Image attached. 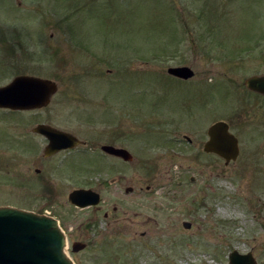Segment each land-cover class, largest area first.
Segmentation results:
<instances>
[{
    "label": "rangeland",
    "instance_id": "1",
    "mask_svg": "<svg viewBox=\"0 0 264 264\" xmlns=\"http://www.w3.org/2000/svg\"><path fill=\"white\" fill-rule=\"evenodd\" d=\"M259 51L264 0H0V87L19 76L58 85L43 109L0 110V207L62 219L70 239L86 244L74 253L68 242L76 264H229L235 251L264 264V127L255 131L248 114L233 121L241 98L231 85L258 69ZM240 55L242 68L224 60ZM182 66L192 80L167 74ZM115 96L140 105L119 113L120 146L135 159L120 163V181L103 187L113 162L100 161L103 172L92 174L84 149L78 171L40 161L47 143L33 132L39 124L109 141ZM219 121L240 140V159L228 166L197 157ZM80 188L101 194L99 208L71 204Z\"/></svg>",
    "mask_w": 264,
    "mask_h": 264
},
{
    "label": "water",
    "instance_id": "2",
    "mask_svg": "<svg viewBox=\"0 0 264 264\" xmlns=\"http://www.w3.org/2000/svg\"><path fill=\"white\" fill-rule=\"evenodd\" d=\"M168 75L188 81L195 77V72L187 66L170 67ZM246 85L258 89L264 94V78H252ZM58 92L56 82L31 76L16 77L11 83L0 87V109L12 111H29L47 107L52 97ZM35 133L49 140L45 156L50 157L58 152L73 149L81 143L71 134L49 125H38ZM209 140L204 151L215 153L225 160L226 165L235 162L240 155L238 139L229 131L225 122H217L208 132ZM102 150L129 162L132 155L124 149L104 146ZM113 182V181H112ZM128 189L127 192H130ZM72 204L86 207L98 205L100 195L92 191L76 190L69 195ZM186 229L190 223H184ZM66 238L58 222L46 216L10 208H0V264H74L66 255ZM86 245H73L77 253ZM230 264H256L252 256L234 252L230 255Z\"/></svg>",
    "mask_w": 264,
    "mask_h": 264
},
{
    "label": "flooded vegetation",
    "instance_id": "3",
    "mask_svg": "<svg viewBox=\"0 0 264 264\" xmlns=\"http://www.w3.org/2000/svg\"><path fill=\"white\" fill-rule=\"evenodd\" d=\"M258 49L260 50V47H258ZM239 50H240V52L247 53V54H254L255 53V51H254L255 48H253V47H241V48H239ZM248 56H251V55H248ZM242 59H243V57L241 55L238 58H236V56H232V57L231 56H225L224 57L225 61L231 60L233 65L235 67H239V68H242V66L244 64L243 61H241ZM255 59L257 60V66H258V69L255 72H251L248 75H245V76H242V77H240V76L236 77L231 82V85H235L234 89L236 88V86H239L238 88H241L240 90L238 88L235 89L237 92H239L238 94H240L239 98H241L240 99L241 103L239 102V104H238V117H236L235 120H233V121H237V120L240 121V120H242V118L247 117L246 114H248V115L251 116V117H249L250 120H247L245 122H247L248 124L254 126V128H256L255 131L260 133V127H262V126L264 127V112H263L264 111V94L262 92H260V86L256 90V89H252V88L248 87L246 85V83L251 78H259L260 79V78L264 77V71H260V62H261L262 65H264V51L262 53H260V51H259L258 56ZM209 92H210L209 105L212 102L214 103V105H216V102H215V92H216V90H215V88L212 87V85H210ZM131 98L132 97L130 96V98L128 100H130ZM200 98L201 97H198L197 100H200ZM114 106H115V113H114V116H113V118H114L113 124L115 126H113V127H115V129L112 131V134H109V137H108L109 141H105L106 139L104 137L102 138L101 135H96V136L95 135L77 136V135H75L73 133L67 132V133L73 135L81 144L79 146L73 148V149H68V150H65V151H61V152H59L57 154H54L53 156L46 157L45 156V151H46V147L49 144V140L45 136H43L41 134L34 133L35 135H37V136L41 137L42 139H44L45 142L47 143V145L45 146V148L43 150V158H41L40 161H57V160L58 161H66V165L69 166V164L71 163L72 167L71 166H69V167L73 168L74 171L75 170L78 171L79 161H81L80 159H78V156L79 155L81 156V153H82L81 149H84V150H82V151H84L83 152V156H86V161H89V164L91 165V168H92L90 170V172L92 174H94L97 171L103 172V167L104 166H103V164H101L100 161L105 162V161H103L105 159V160H108L109 162H113L112 163V167H113L112 174H113V176L110 179H107V180L105 179V180L101 181L103 187L106 186V185L107 186H112L113 184H115L118 181H120V172H119L120 163L122 162V163H125V164H132L135 161V159H134V161L127 162V161L123 160L120 157L113 156V155L105 153L102 150V148L104 146L108 145V146L115 147L117 149H126V148L120 146L122 137L120 136V130L121 129H120V125L119 124L121 122V118H120V114L119 113H120V110L123 109V110L128 111L130 114H132L136 110H138V108H140V105L137 106L135 101H134V103L129 102V103L124 104V103H122V100H121L120 96H115V104H114ZM211 107L213 108L212 110L214 111V112H212V110H211V112L215 113L216 112V107L215 108H214V106H211ZM260 110H263L262 111V125H260ZM130 114H129V118L131 117ZM224 122L228 124L230 132L232 134H234L233 130H232V124H230L229 122H226V121H224ZM209 129H210V126L207 128L206 140H205V142H204V144L202 146V151H200L201 147L199 146V149H198L199 153L197 154V157H200L201 154L204 155V156H213L214 158L218 157L217 154H215V153H207V152L204 151L205 144L209 140V135H208ZM129 135H131V132H129L127 134V136H129ZM235 136L238 138L237 135H235ZM261 136H262L261 138L264 139V128L262 130V135ZM238 140H239V138H238ZM181 141L182 140H177L176 139V140H173L171 142V144L176 145L178 143L177 146H179L180 144H182ZM183 141H186V143H187V145L189 147L194 148L195 144H194V139L193 138L191 139L188 136H184ZM263 144H264V141H263ZM239 145H240V140H239ZM126 150H128V149H126ZM241 152L242 151H241V147H240V156H241ZM129 153L132 154L130 151H129ZM173 153H174V155H178V152H175L174 149H173ZM61 156H63V157H61ZM66 156H69V158L66 157ZM240 156H239L238 160L240 159ZM64 158H66L67 160H65ZM76 161H78V165H77ZM67 163H69V164H67ZM144 163L147 166V162H143V164ZM148 170H150V169H148ZM39 173H40V171L38 172V174ZM112 180H113V182H110ZM193 181L194 180L192 178V182ZM84 189L93 190L92 188H84ZM153 189H154L153 187H147V189H145V192L146 193H151L153 191ZM139 191L140 192H144V190L142 188H140ZM131 192H133V189H131V191L128 192V193H131ZM100 196H101V194H100ZM101 198H102V196H101ZM75 208H76V206H75ZM91 208H99V206L87 207V209H91ZM84 209H86V208H84ZM47 215L57 219L59 221L61 227L64 229V224L62 222V219H60V218H58L56 216L54 217L51 212H48ZM66 236H67L68 242H72V244H77V243L84 244L81 241H74V240L70 239L69 231H68V233L66 232Z\"/></svg>",
    "mask_w": 264,
    "mask_h": 264
},
{
    "label": "trees",
    "instance_id": "4",
    "mask_svg": "<svg viewBox=\"0 0 264 264\" xmlns=\"http://www.w3.org/2000/svg\"><path fill=\"white\" fill-rule=\"evenodd\" d=\"M83 48V47H82ZM85 51H87L86 49H84ZM88 52V51H87Z\"/></svg>",
    "mask_w": 264,
    "mask_h": 264
}]
</instances>
